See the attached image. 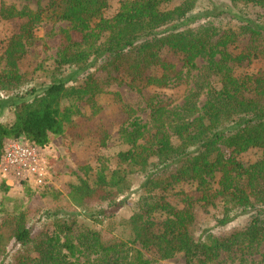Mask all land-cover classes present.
I'll return each instance as SVG.
<instances>
[{
    "label": "trees",
    "instance_id": "obj_1",
    "mask_svg": "<svg viewBox=\"0 0 264 264\" xmlns=\"http://www.w3.org/2000/svg\"><path fill=\"white\" fill-rule=\"evenodd\" d=\"M170 2L125 0L112 18L104 16L108 0H49L36 11L2 8L4 19L23 24L5 52L0 94L32 100L0 101L15 112L11 124L0 123V164L8 142L46 147L82 113L79 103L96 108L114 85L126 83L142 94L197 75L183 104L161 94L145 100L146 122L121 101L130 119L120 136L129 149L117 155L114 169L101 162L93 183L78 176L69 186L70 201L89 212L96 228L72 212L1 211L0 264H162L178 255L185 264H239L264 246V72L239 73L264 62V16H249L250 7L264 10V0H230L237 14L210 1L183 0L169 9ZM44 22L70 28L60 32L57 66L38 93L24 86L18 64ZM67 68L85 78L74 84L64 75ZM250 150L260 157L245 165L239 156ZM134 174L145 177L135 211L117 222ZM197 207L206 213L222 207L221 225L244 216L247 224L229 236L207 231L196 237Z\"/></svg>",
    "mask_w": 264,
    "mask_h": 264
},
{
    "label": "rangeland",
    "instance_id": "obj_2",
    "mask_svg": "<svg viewBox=\"0 0 264 264\" xmlns=\"http://www.w3.org/2000/svg\"><path fill=\"white\" fill-rule=\"evenodd\" d=\"M125 0H108V8L104 12L106 18L114 17L120 9L121 3ZM183 0H172L166 3L165 7L173 8ZM205 4L209 1L216 6L217 10L232 12L237 14L230 0H203ZM49 0L41 2L37 0H0V73L7 69L5 52L11 39L20 33L23 21L6 20L1 16L3 7L16 6L22 9L27 6L31 10L45 7ZM211 8V7H210ZM189 15L187 20L193 18ZM249 16L253 20H261L264 16V10L257 7H250ZM179 23L167 26L164 30H171ZM70 28L69 23H47L37 27L34 31V39L28 45L26 55L19 61V73L25 77L24 86L29 85L38 93H42L48 88L51 81L52 71L57 66L60 46V32L63 29ZM246 41L239 44L243 48ZM238 52L235 51V53ZM203 64L202 60L197 61L198 67ZM94 70V69H93ZM93 70H91L93 72ZM264 72V62L246 64L239 73L243 72ZM67 79L73 78V83H79L85 78V74L72 68H67L64 72ZM197 71H193L187 77L171 85L165 90H147L137 93L125 83L123 85H114L109 91L98 97L96 108L85 101L79 103L81 114L73 118L70 125L67 126L64 134L60 136H51L47 147L48 162L50 165L51 181L45 187H36L28 183H16L8 186L0 180V212L1 211H26L30 210L34 217L46 211H61L64 213L72 212L78 216L80 223L86 224L91 228H96L98 223L89 216L87 210L77 208L69 199L70 184L76 182L77 177L87 178L91 183L94 180L96 169L101 162L114 169L115 158L120 152L127 151L129 145L121 139L120 133L129 123V115L123 110L121 103L130 105L135 111L134 116L141 118L144 122L148 120V110L145 108V100L154 95H164L172 99L175 103L183 104L184 99L194 88V78ZM14 91L0 94V101L13 99L14 102L22 100H32V96L21 94L17 97ZM22 96H24L22 98ZM122 101V102H121ZM1 103V102H0ZM69 104V103H67ZM66 104V105H67ZM14 109L11 107H0V123L9 125L14 121ZM260 154L257 150H250L239 156V159L245 164L250 165L258 160ZM143 174H134L129 177L133 183V190L125 195L123 207L116 213V221L120 222L129 219L135 211L136 203L140 192L138 189L144 181ZM8 187V189H6ZM196 198L198 194L192 193ZM173 204H177L175 198H170ZM196 219L194 224V235L200 236L202 233L211 231L219 236H229L233 232L242 229L247 224V216L236 219L227 225H221L223 218V209L218 207L206 213L196 208ZM119 235L126 239V232L123 227L118 228ZM36 233L40 228H35ZM162 264H185L183 255H178L173 259L162 262ZM239 264H264V246L260 252L254 256L248 257L244 263Z\"/></svg>",
    "mask_w": 264,
    "mask_h": 264
},
{
    "label": "built area",
    "instance_id": "obj_3",
    "mask_svg": "<svg viewBox=\"0 0 264 264\" xmlns=\"http://www.w3.org/2000/svg\"><path fill=\"white\" fill-rule=\"evenodd\" d=\"M47 150L25 141L8 142L0 164V180L8 186L16 183L47 186L51 181Z\"/></svg>",
    "mask_w": 264,
    "mask_h": 264
}]
</instances>
